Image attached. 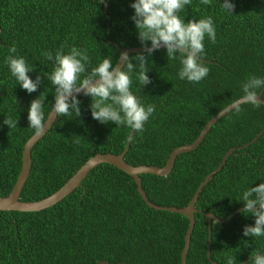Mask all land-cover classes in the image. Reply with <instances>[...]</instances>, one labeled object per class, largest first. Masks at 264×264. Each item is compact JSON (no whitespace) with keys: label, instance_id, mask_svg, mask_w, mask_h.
Returning a JSON list of instances; mask_svg holds the SVG:
<instances>
[{"label":"trees","instance_id":"16d2710c","mask_svg":"<svg viewBox=\"0 0 264 264\" xmlns=\"http://www.w3.org/2000/svg\"><path fill=\"white\" fill-rule=\"evenodd\" d=\"M134 0H0V196L7 195L21 168L29 128L32 100L46 96L45 119L54 102L55 86L47 79L61 48H86L91 67L111 55L117 63L121 49L142 46L131 17ZM191 0L179 15L185 22L211 16L216 42L205 36L203 59L210 72L199 83L178 78L179 59L168 60L166 48L149 57L151 83L143 87L133 78L132 91L156 111L145 122L143 133H134L124 160L132 165L163 166L177 146L191 143L213 115L243 96L242 84L250 75L264 78V0ZM15 43L17 53L33 67L38 90L28 93L11 75L6 58ZM151 42H148L150 46ZM141 53V52H140ZM138 53H132L133 57ZM134 64L137 61H132ZM126 70V69H125ZM83 77H81L82 79ZM261 91V90H260ZM258 90V93L260 92ZM264 98V91L262 94ZM80 116H57L50 129L31 149V167L20 200L33 201L60 188L95 153H120L131 129L103 124L91 115V97L83 93ZM221 117L193 150L179 154L165 175H139L148 199L158 205L183 207L199 183L233 146L249 142L264 129V104L238 105ZM10 116L16 128L3 121ZM79 136V137H78ZM79 139V143L76 141ZM264 182V131L248 147L237 148L199 193L187 264H212L206 255L208 224L205 212L228 217L237 208L243 191ZM255 217L237 212L229 221L212 222L211 257L227 264L264 254V237H245L243 228ZM189 221L185 215L146 205L133 178L108 163L93 168L65 198L39 211L0 210V264H180ZM247 242V243H245Z\"/></svg>","mask_w":264,"mask_h":264},{"label":"clouds","instance_id":"9594fccd","mask_svg":"<svg viewBox=\"0 0 264 264\" xmlns=\"http://www.w3.org/2000/svg\"><path fill=\"white\" fill-rule=\"evenodd\" d=\"M201 3L210 5L211 0H201ZM186 5L190 6L191 0H134L130 5L134 9L131 19L144 51L133 57L127 52H121L119 61L123 62V67L119 66V61L114 63L113 57L109 55L98 66L91 67L90 72H86L91 64L88 50L75 46H71L67 54L61 48L56 51L54 57L51 52L42 53L47 60L54 59L55 63L54 70L46 75L55 86V102L51 107V113L66 117L75 113L76 117H79L80 100L74 93L83 92L85 96L91 97L93 119L103 124L112 122L117 127H128L132 133L126 139L129 142L133 141L135 139L133 132L143 133L145 122L156 111L154 104L145 106L131 90L133 78L143 87L151 83L147 73L150 71L149 57L154 51L163 46L166 48L168 60L179 59L182 67L177 75L180 80L199 83L210 72L202 57L205 55V36L213 44L216 42L214 20L207 16L185 22L179 13ZM221 7L232 14L235 5L229 0H224ZM8 52L6 64L11 75L28 93L36 92L41 83V76L37 75L35 80L30 78L28 73L33 71V67L27 63L25 57L13 55L17 53L15 43L9 47ZM133 60L138 63L134 64ZM261 89H264V78L250 75L242 84L243 96L229 107H235L237 112L241 109L236 105L241 102L259 107L258 90ZM45 98L46 96L41 94L32 100L28 111L29 128L34 129L36 134H42L46 126L43 111ZM3 123L9 129L17 127V120L10 116H7ZM76 142L79 143V139ZM241 201L245 205L242 214H251L255 217L254 225H246L243 228V235L253 238L264 237V182L243 191ZM251 257L250 264H264V254L252 252ZM234 260L235 257L228 256L227 264H234Z\"/></svg>","mask_w":264,"mask_h":264},{"label":"water","instance_id":"95a60500","mask_svg":"<svg viewBox=\"0 0 264 264\" xmlns=\"http://www.w3.org/2000/svg\"><path fill=\"white\" fill-rule=\"evenodd\" d=\"M165 48V47H161ZM144 51L143 46H136V47H129L125 49H121V52H127L129 55L132 53H140ZM203 59V58H202ZM119 61V58L117 62ZM203 62H211V60L208 59H203ZM119 66L123 67V62L119 61ZM264 89H261V91L258 93V100L260 101L261 104H264V98L262 97ZM81 92L80 94H82ZM74 95H79L75 94ZM240 98L234 100L233 102L229 103L226 105L224 108H222L219 112H217L215 115H213L208 121L205 123V125L201 128L199 134L197 137L191 142V143H185L180 146L175 147L170 153L169 156L163 166H157V165H146V164H141V165H132L124 160L125 153L128 150L129 147V141L127 140L126 145L124 149L116 154V153H100L97 152L90 158H88L78 169L77 171L56 191L51 193L50 195L43 197L39 200H33V201H22L20 200V193L22 190V187L24 186L27 177L30 172V167H31V149L33 145L40 139L42 138L46 132L50 129L52 126L53 122L56 119V114L55 112L51 113V110L48 112L47 117L45 119L46 126L42 134H36L34 132L24 143L23 149H22V155H21V168L20 171L17 175L16 181L11 189V191L5 195V196H0V210H6V211H39L47 207H51L55 205L57 202L65 198L69 193H71L75 188L79 187L81 185V181L86 177V175L97 165L101 163H108L116 168L120 169L121 171L127 173L130 175L136 186L137 190L141 196V198L144 200L147 206L154 208L156 210H166L170 212H176L180 213L182 215H185L188 218L189 224L185 233V238H184V245L181 250V255H180V264H187V252L190 246V239H191V234L194 228L195 224V217L194 213L197 211L195 208V203L198 199L199 193L202 191L203 187L208 183V181L212 178V176L220 171V169L224 166L226 163L227 158L237 149H243L248 147L250 144L254 143L263 133L264 129H261L255 137H253L249 142L245 143L244 145L241 146H233L229 148L224 155L222 156V159L218 166L210 171L204 179L199 183L197 186L195 192L193 193L190 201L183 207H175V206H164V205H158L153 202H151L143 187L141 184V180L139 175L142 173H151L155 175H160V176H165L167 175L175 162L176 157L184 152L191 151L195 149L204 139L208 131L211 129V127L223 116H225L227 113H229L232 109L235 107H229L230 105H234L235 102H237ZM55 102V101H54ZM53 102V104H54ZM245 103L241 102L238 105ZM236 105V106H238ZM132 133V130L130 131V134ZM245 206H242L240 208H237L231 212V214L224 218L221 219L217 215H215L212 212H205V217L207 220L208 224V239H207V249H206V255L208 260L212 264H220L217 261H215L211 257V243H212V222H226L229 221L237 212L243 210ZM258 207V206H256ZM247 260H244L240 262L239 264H245ZM100 263H108L106 260H101L97 262V264Z\"/></svg>","mask_w":264,"mask_h":264}]
</instances>
